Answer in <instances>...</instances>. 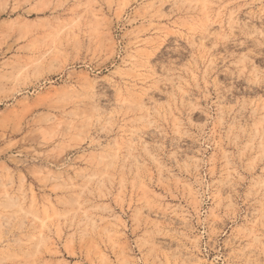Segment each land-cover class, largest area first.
I'll list each match as a JSON object with an SVG mask.
<instances>
[{
  "label": "rangeland",
  "instance_id": "1",
  "mask_svg": "<svg viewBox=\"0 0 264 264\" xmlns=\"http://www.w3.org/2000/svg\"><path fill=\"white\" fill-rule=\"evenodd\" d=\"M0 264H264V0H0Z\"/></svg>",
  "mask_w": 264,
  "mask_h": 264
}]
</instances>
